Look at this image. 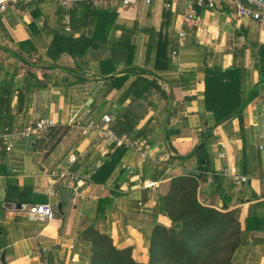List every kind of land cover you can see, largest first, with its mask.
<instances>
[{
    "label": "crops",
    "instance_id": "crops-1",
    "mask_svg": "<svg viewBox=\"0 0 264 264\" xmlns=\"http://www.w3.org/2000/svg\"><path fill=\"white\" fill-rule=\"evenodd\" d=\"M73 7L60 6L55 0H22L10 5L0 21V80H11L15 90L11 129L40 118L57 123L41 140H22L0 157V165L11 174L8 179L0 173L1 260L5 264H86L88 245L80 237L85 228L93 226L109 235L117 248H131L137 262L147 263V235L155 224L170 226L159 213L161 197L168 192L171 178L196 169L194 158H179L193 151L212 124L203 103L206 67L226 70L236 65L242 68L244 96L253 87L258 89V96L243 111V132L238 119L213 131L209 147L214 172L200 184L198 195L203 205L217 209L227 200L228 210H237L244 228L249 206L264 203L260 185L264 175V83H259L256 70L259 48L264 46V22L237 17L227 0H215L214 8L179 1L168 10L161 2L115 10L118 18L110 41L135 28L134 64L153 73L145 79L156 87L136 99L130 87L137 75L129 74L119 85L102 77L100 62L106 59L105 53L89 51L76 61L62 55L53 62L46 56L55 32H64V17ZM86 30L82 28L76 35ZM159 40L169 42L170 63L166 69L154 70L153 56L146 62L145 55L150 44ZM1 47L14 54L27 53L19 54L20 59ZM50 65L54 68H48ZM115 69V77L124 75L122 65ZM128 113L135 117V130L153 147V160L139 166L137 156L125 149L104 183L95 184L92 175L118 148L92 134L82 135L80 127L90 120L99 122L104 115L111 117V127ZM244 144L248 174L243 173ZM70 156L75 162L69 161ZM127 165L133 175L124 169ZM64 172L72 173L74 180H61L59 175ZM226 172L250 181L235 187ZM11 179L27 194L23 200L32 203H20L14 192L7 199ZM145 182L155 185L145 188ZM112 194L111 204L100 213V200ZM35 204H50L53 217L28 216L24 207ZM254 237L262 241L240 247L236 264H264V232Z\"/></svg>",
    "mask_w": 264,
    "mask_h": 264
},
{
    "label": "trees",
    "instance_id": "trees-1",
    "mask_svg": "<svg viewBox=\"0 0 264 264\" xmlns=\"http://www.w3.org/2000/svg\"><path fill=\"white\" fill-rule=\"evenodd\" d=\"M70 32L57 31L53 35L46 56L55 62L62 55L73 61L83 59L89 51L102 52L106 59L100 62L101 75L119 85L129 74L137 75V82L130 87L134 98L140 99L151 88L156 87L152 81H147L145 76L153 73L137 69L136 48L133 44L135 28L124 31L119 40L110 41L112 30L118 18L115 9L95 7L90 1L74 3L68 12ZM87 29L78 36L77 31ZM169 42L156 41L146 50L145 60L149 62L153 56L154 70L166 69L170 63ZM1 50L20 58L19 54L11 53L6 48ZM35 52L29 51L31 54ZM27 53V52H26ZM259 63L256 65L259 83H264V46L259 48ZM22 60H24L22 58ZM122 65L121 73L117 78L114 74L116 66ZM48 68L53 69L50 65ZM72 72L71 69H66ZM114 83L112 85H114ZM111 85V86H112ZM242 68L234 65L222 70L218 67H206L204 80V108L212 122L210 128L202 134L200 142L186 157L179 158L187 161L194 158L196 169L193 172L171 178L168 192L161 197L159 213L170 221V226L155 224L147 235L148 261L137 262L132 256L131 248L119 249L107 234L100 233L93 226H88L81 234V241L88 245L86 264H236L235 254L240 247L249 243L262 241L254 237L255 233L264 232V203L255 202L249 206L244 220V228L238 217L237 210H228V201L222 200L220 209L203 205L198 198L199 186L207 181L208 173H213V163L210 154L209 141L213 138L216 127L231 119H238L240 130L243 132V111L247 105L258 96L257 86L253 87L246 96L242 92ZM140 91V92H139ZM15 94L11 80H0V133L11 130L13 124L12 101ZM22 97L18 92L17 101ZM117 119L111 126L117 135L127 134L135 138H142L140 131L135 130V117L128 113ZM247 145L244 144L242 157L244 158L243 173L248 174L246 160L248 159ZM6 152L0 151V157ZM125 153L124 148H118L92 175L95 184H102L112 173L119 159ZM0 173L9 179L11 174L0 165ZM216 179V178H215ZM11 192L16 193L20 203H32L23 200L27 195L20 192L15 181H8L7 199H11ZM100 200L98 210L111 204L112 198ZM1 254V253H0ZM0 264H5L1 260Z\"/></svg>",
    "mask_w": 264,
    "mask_h": 264
},
{
    "label": "built area",
    "instance_id": "built-area-1",
    "mask_svg": "<svg viewBox=\"0 0 264 264\" xmlns=\"http://www.w3.org/2000/svg\"><path fill=\"white\" fill-rule=\"evenodd\" d=\"M22 0H0V21L5 13H7L10 5L15 4ZM60 6H67L69 4L87 2L90 1L93 6L98 7L101 4H108L111 8L122 11L129 9L130 7L138 4H144L150 6L156 2H161L164 9H172L174 4L179 1H191L194 2L200 8H214L215 0H55ZM231 9L235 12V15L239 18H248L256 22H264V0H227ZM64 33L68 34L71 30L69 16L66 14L64 17ZM179 36L184 37V33H179ZM175 55V52L172 53ZM112 119L109 115H104L99 122L90 120L85 125L80 127L82 135L92 134L98 137L100 140L114 148H124L132 151L138 158V165L141 166L148 160H153L152 152L153 147L150 143L143 138H135L133 136L122 134L117 135L110 124ZM57 123L51 118H40L35 122L28 123L22 127L13 128L0 133V151L10 152L13 147L25 139L33 138L35 140H41L46 137ZM222 157V154H219ZM74 156L69 157L70 162H75ZM128 174L133 175V169L127 165L124 167ZM227 173V172H226ZM229 180L235 187H240L250 179L246 176L230 175ZM74 175L69 172H64L59 175L61 180L70 181L74 180ZM155 185L154 182H145L143 187L150 188ZM260 185L264 191V175L260 179ZM52 189L49 190L51 194ZM24 211L28 216L38 217L41 219H51L53 217V211L50 204H35L27 205L24 207Z\"/></svg>",
    "mask_w": 264,
    "mask_h": 264
},
{
    "label": "water",
    "instance_id": "water-1",
    "mask_svg": "<svg viewBox=\"0 0 264 264\" xmlns=\"http://www.w3.org/2000/svg\"><path fill=\"white\" fill-rule=\"evenodd\" d=\"M18 208H20V205H18ZM58 211L61 212V205H58Z\"/></svg>",
    "mask_w": 264,
    "mask_h": 264
}]
</instances>
